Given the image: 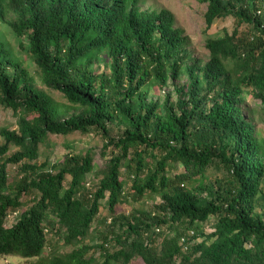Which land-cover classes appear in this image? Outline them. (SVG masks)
Instances as JSON below:
<instances>
[{
  "label": "trees",
  "instance_id": "1",
  "mask_svg": "<svg viewBox=\"0 0 264 264\" xmlns=\"http://www.w3.org/2000/svg\"><path fill=\"white\" fill-rule=\"evenodd\" d=\"M207 1L209 26L230 15L236 22L232 32L224 29L208 43L211 59L196 75L188 68L212 103L189 109L181 101L180 114L162 117L155 107L136 113L125 102L185 66L186 37L170 10H143L138 0H0V27L16 11L13 28L30 32L29 52L44 80L86 107L57 120L28 70L0 52V101L21 125L20 134L3 131L0 142V257H38L35 264H264V219L257 213L262 145L236 106L248 88L264 90V19L258 14L264 0ZM103 52L109 75L94 69ZM228 58L241 75L229 69ZM118 116L127 127L114 135L108 121ZM93 132L104 140L100 152L108 170L101 176L90 178L96 149L76 141L65 138L62 156L52 159V135ZM212 172L225 175L212 179ZM187 182L207 192L203 201L187 191ZM161 193L167 204L133 222L118 214L126 200ZM103 207L111 218L94 243ZM213 219L216 230L192 243ZM49 237L71 249L54 246L45 255L54 245Z\"/></svg>",
  "mask_w": 264,
  "mask_h": 264
},
{
  "label": "rangeland",
  "instance_id": "2",
  "mask_svg": "<svg viewBox=\"0 0 264 264\" xmlns=\"http://www.w3.org/2000/svg\"><path fill=\"white\" fill-rule=\"evenodd\" d=\"M209 2L207 0H138V6L143 10H161L168 9L175 16V26L183 32L186 37V46L184 48L188 55V59L183 67L179 76H169L165 82L152 81L150 84L142 88L140 94L134 99L126 100V108L132 107L134 112H146L148 107H155L156 112L165 117L168 113L174 112L180 114V102L185 101L187 107L191 109L196 104L201 106L210 105L212 103L211 96L207 100L205 97L206 88L205 83L200 85L195 82L189 67H193L196 75L199 70L204 67L211 59V54L208 50V43L217 38L224 36V29L232 32L235 28L236 22L233 16L218 19L211 26L207 23V10ZM260 10L257 11V13ZM262 14L264 19V12ZM19 19V14L16 11H11L4 18L0 27V52L9 54V57L14 62L18 63L21 67L28 70L32 85L40 93L47 96L56 109L57 120H65L73 115H78L86 111V107L81 104L71 102L59 89L52 84H48L42 75V71L35 62V59L29 52L30 38L29 31L25 30L23 35H19L13 28V24ZM224 62L228 65L229 69H233L241 75L240 65L234 59L228 58ZM261 68V63L258 64ZM94 69L100 73L109 75L111 73L110 60L106 52L99 55L97 64ZM14 71V67L11 68ZM248 91L243 94L242 99L236 103L239 108L240 115L250 121L256 128V135L262 145V155L264 157V90L247 89ZM211 102V103H210ZM111 133L118 135L127 127L126 122L121 116L108 121ZM3 131H16L21 133V125L18 116L10 109L7 108L2 101H0V142H4ZM51 138L55 141L52 159L55 160L62 156L63 150L61 147L62 142L65 140L76 141L82 148H95L96 149V166L95 172L90 175L94 180L96 177L101 176L106 170L107 161L101 155V148L104 140L99 134L95 132L91 134L76 133L68 137L62 135H52ZM14 149V146H12ZM43 160V158H41ZM11 169V167H10ZM12 173V169H11ZM212 172L211 178L223 177L224 172L215 174ZM210 178V179H211ZM214 181V180H212ZM208 184L210 181H206ZM197 183H185V188L188 192L194 195L195 198L203 201L207 196V192L196 190ZM166 205V196L164 193L157 194L153 197L139 199V200H126L118 208V214L125 215L127 221H135L140 218L142 213L154 211L158 205ZM257 213L264 219V178L258 193V207ZM111 214L107 208H102L99 215L100 222L95 224L93 232L94 243H99L103 239L102 233L99 230H107L108 222L110 221ZM103 219V220H102ZM107 220L106 224L104 220ZM97 229V230H96ZM122 231V229H118ZM216 230L214 219L208 221L197 234H194L193 242L199 243L212 234ZM49 237V241H53L54 245H47L45 255H49L54 249L66 251L71 249V246L65 245L62 238ZM92 239V238H91ZM39 260L38 257L28 258L20 255H11L0 257V264L13 262L16 264H35ZM141 261V258H140Z\"/></svg>",
  "mask_w": 264,
  "mask_h": 264
}]
</instances>
